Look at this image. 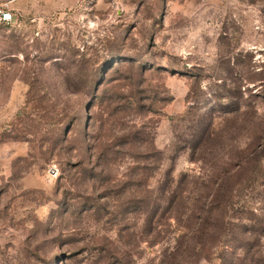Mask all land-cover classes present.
<instances>
[{
	"label": "rangeland",
	"instance_id": "374dc122",
	"mask_svg": "<svg viewBox=\"0 0 264 264\" xmlns=\"http://www.w3.org/2000/svg\"><path fill=\"white\" fill-rule=\"evenodd\" d=\"M13 7L0 264H264V0Z\"/></svg>",
	"mask_w": 264,
	"mask_h": 264
},
{
	"label": "built area",
	"instance_id": "2783aa9c",
	"mask_svg": "<svg viewBox=\"0 0 264 264\" xmlns=\"http://www.w3.org/2000/svg\"><path fill=\"white\" fill-rule=\"evenodd\" d=\"M16 0H0V26L11 24L18 19V14L13 7Z\"/></svg>",
	"mask_w": 264,
	"mask_h": 264
}]
</instances>
